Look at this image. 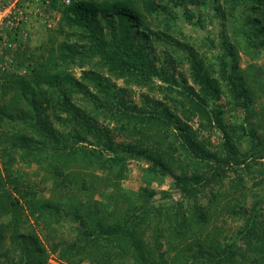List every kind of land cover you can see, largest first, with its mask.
<instances>
[{"label":"trees","instance_id":"obj_1","mask_svg":"<svg viewBox=\"0 0 264 264\" xmlns=\"http://www.w3.org/2000/svg\"><path fill=\"white\" fill-rule=\"evenodd\" d=\"M48 7L54 35L0 71V263L264 264V0ZM207 7L219 30L195 44L176 20L203 27ZM127 159L145 162L137 190L121 186Z\"/></svg>","mask_w":264,"mask_h":264},{"label":"rangeland","instance_id":"obj_2","mask_svg":"<svg viewBox=\"0 0 264 264\" xmlns=\"http://www.w3.org/2000/svg\"><path fill=\"white\" fill-rule=\"evenodd\" d=\"M5 1L7 3H5L6 5H10L12 4L14 1L16 0H0V4ZM64 1V0H63ZM19 2V1H18ZM224 9L226 10V8L224 7ZM194 10H198V7H195ZM205 20L206 22H204L203 27H197V28H193L191 27L188 23H186L184 20L182 19H178L176 20V25L181 28V33L184 34L187 38L186 39H190L191 42H194L195 44L199 43V40L202 37H205L206 35H216L218 30H219V23L218 20L216 19V17H212V11L207 7L205 10ZM57 17V15H56ZM57 19H54L53 21H50V26L47 27L46 22L44 21V18H35V19H30V21L24 26L23 29H19L18 31H16L15 33H9L6 31L7 36H5V41L3 44H5V49L3 52V47H1V52H0V71L3 70H8L11 71L14 69V61H13V52L16 48V46L18 44L21 43V45H29L30 47H35L38 43H44L47 41V36H53L54 33V28L56 27V21ZM152 24V28L155 29V22L151 23ZM46 29L50 30L48 33L46 31ZM20 31L22 33L23 31V35L21 36ZM10 35V37H9ZM190 37V38H188ZM184 39V38H183ZM59 40V37L56 39V41ZM21 41V42H20ZM15 43V44H14ZM1 44V42H0ZM1 44V45H3ZM218 48V47H217ZM161 49V48H159ZM207 49V48H206ZM205 50V49H204ZM218 49H211L208 50L206 52V56L210 58L209 61L215 64V61H211L212 57L211 55H214L217 52ZM248 62V59L243 56L240 55V60H239V67L243 68L246 63ZM261 62V61H260ZM186 67H184L183 69H185ZM180 70V68L178 69ZM182 70V69H181ZM74 75L78 76L79 75V70L78 69H74ZM117 86H123V82L118 80L116 81ZM136 93H138V91H136ZM134 98V100H137L136 97H132ZM76 102H81V98L80 97H75ZM219 102L223 103L224 99L222 97H219ZM259 104H261L259 102ZM232 115L237 117H241L242 113H235L234 111H230V112H226L225 115L227 116V119L229 120H233L232 117H230ZM191 125L193 127H195V122L191 123ZM116 136V140H119L121 138V136L117 133H115ZM211 140L213 145H221L222 139H221V133L219 130L214 129L212 131L211 134ZM145 166V162L143 160H138L135 161L133 159H127V161L124 163V172L126 173V178L121 182V186L130 190H137L138 188L142 187V183L140 181L141 178V172L142 169ZM16 174L22 178V182H28L31 184H34V187H36V190H38L39 188H45L46 190H43L42 194H40L43 197H48V191L47 188L49 187L48 183H44L42 184L40 182V178L39 175H36L33 171H34V167L31 168H25L24 166H16ZM235 176V173L230 172V175L226 178V180H229V178H233ZM170 182V178L166 177L164 179L163 184L159 187L158 190H167L168 188V184ZM225 182V181H224ZM245 184L247 187H250L251 181L250 179H246L245 180ZM224 187L226 188L227 185L224 184ZM153 188H155V185H153ZM170 190V189H169ZM226 190V189H224ZM254 190H256V195L263 198L264 200V183L262 184V186L260 188H255ZM169 194L171 196V198L173 200H180L181 196L173 190L169 191ZM39 195V196H40ZM255 195V196H256ZM250 196V195H249ZM158 197V196H157ZM251 197V196H250ZM248 197L247 199V204L250 203L251 198ZM98 200H101L100 197H97ZM103 201H105V198H102ZM263 209H264V204H263ZM224 216H220V220H218L219 225L222 224L223 226H225L228 229H234L239 227V223L237 221H233L232 219H229L228 217L223 218ZM36 228V227H35ZM37 232L39 233L40 236H42V232L41 230L37 229ZM72 232L68 231L64 234V238H66L67 242H71L72 240ZM47 263H51L54 264L56 263L55 259H54V255L49 254V257L47 259ZM2 264V263H0Z\"/></svg>","mask_w":264,"mask_h":264},{"label":"built area","instance_id":"obj_3","mask_svg":"<svg viewBox=\"0 0 264 264\" xmlns=\"http://www.w3.org/2000/svg\"><path fill=\"white\" fill-rule=\"evenodd\" d=\"M19 1V2H18ZM69 0H65L68 3ZM5 1L0 4V42L3 44L5 41V36L7 32L15 33L19 29H23L24 26L30 21V19L44 18L46 26L49 27L50 21L54 19H59V14L56 12H50L49 0H16L10 5L5 6ZM57 15V17H56ZM23 35V31L21 33ZM0 44L3 47V52L5 49V44ZM15 44V43H14Z\"/></svg>","mask_w":264,"mask_h":264},{"label":"clouds","instance_id":"obj_4","mask_svg":"<svg viewBox=\"0 0 264 264\" xmlns=\"http://www.w3.org/2000/svg\"><path fill=\"white\" fill-rule=\"evenodd\" d=\"M69 1H70V0H69ZM63 2H64V4H68V3H69V2H68V3H65V0H64ZM57 22H58V21H57ZM57 22H56V24H57Z\"/></svg>","mask_w":264,"mask_h":264}]
</instances>
